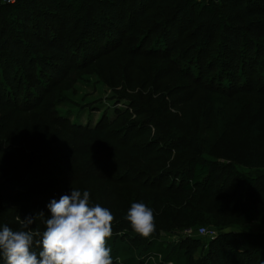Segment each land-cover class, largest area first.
<instances>
[{"label": "trees", "instance_id": "trees-1", "mask_svg": "<svg viewBox=\"0 0 264 264\" xmlns=\"http://www.w3.org/2000/svg\"><path fill=\"white\" fill-rule=\"evenodd\" d=\"M73 40L78 44H73ZM117 49L133 56L132 60L147 56L158 58L165 67L174 66L175 72L186 80L227 98L240 94L264 97V0H0V95L8 96L4 101L15 110L26 111L32 105L48 103L50 100L44 101L50 92L47 85L54 87L70 71L87 68L102 54ZM31 98L35 102L32 105L28 103ZM57 120L61 119L56 118L52 123L59 126L63 136H72L71 131L77 133L78 126L69 128L65 119L60 123ZM105 121V117H100L95 125L86 128L101 140L98 141L101 145L103 142L122 148L142 161L146 157L150 159L157 150L168 157H180L171 173L177 176V189L182 194L197 196L200 202L212 197L250 201L259 196L261 204L248 206L239 218L241 222H264V171L260 170L264 168V139L241 150L239 161L248 169L242 172L232 163L200 158L192 138L177 126L165 127L138 143L125 132L117 137V130ZM261 124V114L254 111L246 125L248 134L259 136ZM73 137H70L72 143L68 139L67 148L62 144L50 146L47 155H82ZM89 145L95 147V144ZM1 153L2 149L0 166L3 164ZM86 161L101 164L102 172L91 176L93 180L108 179L122 166L109 152ZM58 165L49 161L42 176L32 173L26 164L19 166V173L0 191V228L7 225L14 231L19 230L17 216L23 219L30 204L48 210L52 199L59 200L57 197L40 199L62 183V165ZM135 170L126 166L125 173L116 180L128 181L132 171L140 173ZM163 175L158 174L157 181ZM33 180L36 182L27 184ZM229 182L234 183L232 190L226 189ZM140 185L146 186L147 182ZM156 188L161 187L156 185ZM240 188H246L247 196ZM126 214L116 223L112 221L107 246L111 248L113 263L154 264L146 256L160 255L159 264H264L263 230H221L194 257L203 245L201 236L194 231L212 222L197 204L181 209L180 222L175 228H182V233L165 244L160 243L163 239L155 238L160 226L157 217H154L156 230L150 237H142L124 219ZM30 227L39 229L40 226L34 222ZM185 229L191 233H184ZM121 256L124 258L119 260ZM0 264H5L2 256Z\"/></svg>", "mask_w": 264, "mask_h": 264}, {"label": "rangeland", "instance_id": "rangeland-1", "mask_svg": "<svg viewBox=\"0 0 264 264\" xmlns=\"http://www.w3.org/2000/svg\"><path fill=\"white\" fill-rule=\"evenodd\" d=\"M75 41L77 40H73V44H78ZM132 57L126 56L119 49L102 54L97 60L90 62L87 68L70 71L64 79L56 81L54 87L47 85L50 92L45 95L44 101H50L32 105L35 102L31 98L28 103L32 107L26 111L13 109V105L4 101L8 96L0 95V149L3 160L0 166V191H4V186L12 176L19 173V166L26 164L32 173L41 175L43 169L48 168L46 164L53 161L55 166L62 165L61 187L58 185L51 188L40 199H59L62 195L70 194L71 188L80 190L81 193L87 190L90 193V205L100 204L108 208L114 216L113 223L133 203H143L154 210V217L161 222H158L160 226L155 234L156 240L163 239L161 244L173 242L182 233V228H175V224L180 222L178 214L183 207L190 209L194 204L200 206L204 216L212 221L203 224V227L212 229L215 235L230 228L264 231V222H241L242 219L239 218L248 206L256 207L261 204L259 196L250 201L235 197L225 200L212 197L200 202L197 196L182 194L177 189V176L171 171L180 157H168L165 152L157 150L150 159L146 157L142 161L122 148L108 146L103 142L101 145V140H97L95 134L87 132L86 128L95 125L100 117H105V123L111 122L110 126L117 130V137L125 132L132 141L143 143L163 128L177 126L184 135L192 138L193 146L197 147L196 154L200 158L232 163L237 170L248 172L241 165L239 154L244 147L256 145L264 139L262 95L240 94L227 98L204 88L202 84L186 80L175 72L174 66L165 67L158 58L147 56L132 60ZM254 111L261 114L262 132L259 136L251 137L246 125ZM56 118L61 119L57 123L65 119L69 128L78 126L77 133L71 131L72 136H63L59 132V126L52 123ZM70 137L81 148L82 155H47L46 150L50 146L54 148L57 144H62L67 148L68 139L73 142ZM89 143L95 144V147H91ZM107 152L122 166L113 171V176L108 179L93 180L91 176L102 172L101 164L86 160L104 156ZM63 157L67 160L62 159ZM126 166L138 169L140 173L137 175L132 171L133 173L128 174V181L116 180L125 173ZM260 170L264 171V168ZM160 173H164V177L158 182L157 176ZM142 175L143 178H140ZM82 176L84 180L78 179ZM133 177L138 178L133 181ZM34 182L36 180L27 184ZM141 182H147V185L142 186ZM156 185L161 188L157 189ZM166 186L170 188L166 190ZM233 188L234 183L226 184V189ZM239 190L247 196L246 188ZM262 193L264 194V188ZM40 212L44 213V217L38 215ZM30 214L35 216V222L42 232L45 228L44 220L49 216L48 210L30 204L27 215ZM209 239V236H201L203 245L200 250L195 251L194 257L199 255ZM146 259L159 264L162 258L158 255L156 258L146 256ZM118 262L120 261L113 264Z\"/></svg>", "mask_w": 264, "mask_h": 264}, {"label": "clouds", "instance_id": "clouds-1", "mask_svg": "<svg viewBox=\"0 0 264 264\" xmlns=\"http://www.w3.org/2000/svg\"><path fill=\"white\" fill-rule=\"evenodd\" d=\"M90 193L71 188L70 194L47 205L49 216L41 232L30 226L34 215L17 216L19 230L0 228V256L5 264H113L107 240L112 235V212L90 205ZM44 217V213H38ZM137 234L150 237L156 230L153 211L133 203L124 217ZM36 249H39L37 252Z\"/></svg>", "mask_w": 264, "mask_h": 264}, {"label": "built area", "instance_id": "built-area-1", "mask_svg": "<svg viewBox=\"0 0 264 264\" xmlns=\"http://www.w3.org/2000/svg\"><path fill=\"white\" fill-rule=\"evenodd\" d=\"M184 233H187V234H190L191 233V230L190 229H185L183 230ZM194 233L198 236H203V235H206V236H209L210 238L214 237V231L212 229H206L205 227L203 226H199L198 228H196V230L194 231Z\"/></svg>", "mask_w": 264, "mask_h": 264}, {"label": "water", "instance_id": "water-1", "mask_svg": "<svg viewBox=\"0 0 264 264\" xmlns=\"http://www.w3.org/2000/svg\"><path fill=\"white\" fill-rule=\"evenodd\" d=\"M213 1H216V0H213Z\"/></svg>", "mask_w": 264, "mask_h": 264}]
</instances>
